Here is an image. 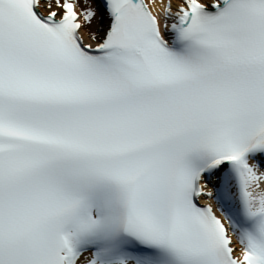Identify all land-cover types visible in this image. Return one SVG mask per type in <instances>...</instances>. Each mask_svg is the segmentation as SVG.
I'll return each instance as SVG.
<instances>
[{
  "label": "snow or ice",
  "instance_id": "snow-or-ice-1",
  "mask_svg": "<svg viewBox=\"0 0 264 264\" xmlns=\"http://www.w3.org/2000/svg\"><path fill=\"white\" fill-rule=\"evenodd\" d=\"M0 264H264V0H0Z\"/></svg>",
  "mask_w": 264,
  "mask_h": 264
},
{
  "label": "bare ground",
  "instance_id": "bare-ground-1",
  "mask_svg": "<svg viewBox=\"0 0 264 264\" xmlns=\"http://www.w3.org/2000/svg\"><path fill=\"white\" fill-rule=\"evenodd\" d=\"M146 2H147V0H146ZM206 201H203V203H205ZM214 207H215V205H214ZM218 215H219V212L217 213Z\"/></svg>",
  "mask_w": 264,
  "mask_h": 264
}]
</instances>
